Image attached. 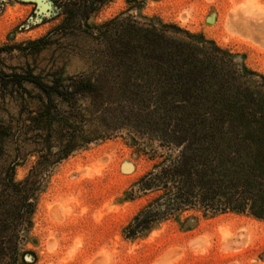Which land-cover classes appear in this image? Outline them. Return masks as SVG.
<instances>
[{
    "label": "rangeland",
    "instance_id": "1",
    "mask_svg": "<svg viewBox=\"0 0 264 264\" xmlns=\"http://www.w3.org/2000/svg\"><path fill=\"white\" fill-rule=\"evenodd\" d=\"M49 1L57 12L29 26L34 1L0 0V211L12 217L7 168L17 162L12 177L21 182L39 158L19 133L39 90L7 75L100 83L108 94L94 102V116L121 127L45 174L19 263L264 264V219L217 200L228 184L254 190V173L264 172V154H252L264 144V0H91L88 14L82 0ZM84 116L87 130L101 128ZM195 161L207 164L208 191L220 184L210 207L196 197L127 235L177 193V181L199 179L187 175Z\"/></svg>",
    "mask_w": 264,
    "mask_h": 264
},
{
    "label": "trees",
    "instance_id": "2",
    "mask_svg": "<svg viewBox=\"0 0 264 264\" xmlns=\"http://www.w3.org/2000/svg\"><path fill=\"white\" fill-rule=\"evenodd\" d=\"M82 1L84 4H89L90 7L85 14L94 10L93 1ZM68 11L69 13L72 12L70 9L67 10V13ZM43 40L44 38H41L30 42V44L35 45L43 42ZM7 76H10L8 79L15 81L20 87L23 82H29L33 84L34 88L39 90L38 106L34 111L28 113V124L22 126L23 130L19 132L24 136V140L31 141L34 146L33 151L39 154V158L27 177L21 182H14L12 177L14 168L18 163L14 161L7 168L9 180L6 184V189L11 190L14 197V208L11 214L12 217H10L11 219H16V224L7 225L10 217L0 211V264H25L23 257L22 262L19 263L18 246L23 239L22 233L24 232L25 223L34 211L35 196L45 174L55 164L67 158L73 151L95 140L107 137L111 132L118 130L121 124L113 116L104 117L102 121L98 119L97 115L94 116V113L98 112L95 109L94 102L102 98L103 95L108 94V90L100 83L77 76H69L55 79L50 83H44L31 72H27L25 75L11 74ZM4 77L5 75L2 76L3 79ZM79 100L90 101V104L84 109L81 106L77 108L75 105ZM85 113H89L93 120L97 118L96 123L98 121L97 124L101 128L98 130H92L91 128L87 130L85 127H90L89 125L92 122L85 119ZM259 134L258 132L257 136ZM257 139L259 140V137ZM254 153L264 154V144L262 143L261 146L257 144L252 150V154ZM195 162H197L196 166H205V169L202 171L194 165L188 170L187 175L192 174L195 177L199 175V179L194 184L186 186L180 182L181 180L177 181L175 185L177 193L166 198L152 210L140 215L135 220V223L128 227L127 235H135L150 222L157 219L158 215L172 211L184 204L187 206L197 201L198 197L200 198L199 202L204 203L208 207L210 203L207 200L211 198L210 193L213 190H217V186H220V184L212 188V191H208L207 184L208 182L212 183V181L209 179L201 180L209 171L208 167H206L207 164ZM171 169L172 171L175 170L174 168ZM194 171L198 174L196 175ZM252 179L254 181L251 183L254 182L252 185L255 184V189L247 191V194H244L245 191L241 188H228L231 184L226 186L223 182L226 190L223 192L224 194L217 198L221 204L218 208L243 211L248 207L249 212L253 216L264 219V191L260 189L261 186H264V172L261 170V172L254 173ZM256 181L257 183H255ZM160 184L164 185L165 181H161ZM257 185L259 187L256 188ZM188 186L193 190L191 193H188ZM259 193H261L260 196H258ZM253 194L256 196L254 197Z\"/></svg>",
    "mask_w": 264,
    "mask_h": 264
},
{
    "label": "water",
    "instance_id": "3",
    "mask_svg": "<svg viewBox=\"0 0 264 264\" xmlns=\"http://www.w3.org/2000/svg\"><path fill=\"white\" fill-rule=\"evenodd\" d=\"M5 1V0H4ZM31 1H34L36 3V6H37V11H35V17L34 18H30L29 21H28V25H32V24H36L40 21H42L43 19L45 18H49L51 17L53 14H55L57 12V8H55L52 4L51 1L49 0H42L44 1L45 3V8L44 10H42L41 12V9L39 8V3L37 0H31Z\"/></svg>",
    "mask_w": 264,
    "mask_h": 264
},
{
    "label": "bare ground",
    "instance_id": "4",
    "mask_svg": "<svg viewBox=\"0 0 264 264\" xmlns=\"http://www.w3.org/2000/svg\"><path fill=\"white\" fill-rule=\"evenodd\" d=\"M168 258V257H167Z\"/></svg>",
    "mask_w": 264,
    "mask_h": 264
}]
</instances>
